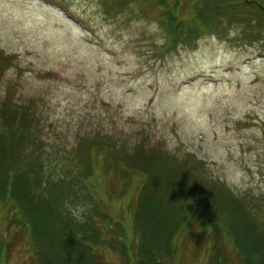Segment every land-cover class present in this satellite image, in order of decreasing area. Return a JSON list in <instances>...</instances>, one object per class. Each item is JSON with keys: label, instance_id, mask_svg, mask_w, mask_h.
<instances>
[{"label": "rangeland", "instance_id": "1", "mask_svg": "<svg viewBox=\"0 0 264 264\" xmlns=\"http://www.w3.org/2000/svg\"><path fill=\"white\" fill-rule=\"evenodd\" d=\"M106 9L100 0H0V58L8 61L0 100L11 94L31 107L44 156L78 135H118L110 140L129 147L143 140L144 150L156 144L201 162L210 185L220 181L215 188L264 222V39L232 27L162 49L156 8L136 0ZM1 222L8 264H28L27 243ZM195 234L177 237L185 244L173 264H207L206 241L197 248Z\"/></svg>", "mask_w": 264, "mask_h": 264}, {"label": "trees", "instance_id": "2", "mask_svg": "<svg viewBox=\"0 0 264 264\" xmlns=\"http://www.w3.org/2000/svg\"><path fill=\"white\" fill-rule=\"evenodd\" d=\"M132 1L100 3L115 13ZM138 1L156 8L162 49L232 27L244 39H264V0ZM7 65L0 58V74ZM11 97L0 100V217L3 231L27 243L28 264H107L109 251L121 264L178 263L185 243L177 237L192 231L197 248L206 241L207 264H264V222L227 188H215L220 181L210 185L201 162L101 134L78 135L70 148L53 145L44 156L31 107ZM69 206L83 208L79 219ZM11 247L0 237V264Z\"/></svg>", "mask_w": 264, "mask_h": 264}, {"label": "clouds", "instance_id": "3", "mask_svg": "<svg viewBox=\"0 0 264 264\" xmlns=\"http://www.w3.org/2000/svg\"><path fill=\"white\" fill-rule=\"evenodd\" d=\"M69 211L72 213V215L79 219L80 218V213L83 211L82 207H76V208H72L71 206H69Z\"/></svg>", "mask_w": 264, "mask_h": 264}]
</instances>
